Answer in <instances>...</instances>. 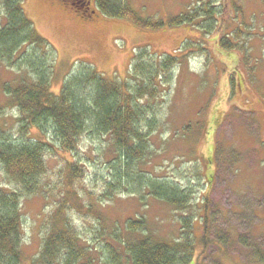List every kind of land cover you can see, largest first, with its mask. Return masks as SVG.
Here are the masks:
<instances>
[{"label":"rangeland","instance_id":"obj_1","mask_svg":"<svg viewBox=\"0 0 264 264\" xmlns=\"http://www.w3.org/2000/svg\"><path fill=\"white\" fill-rule=\"evenodd\" d=\"M125 1L142 17L164 20L165 26L142 28L99 12L79 14L68 0L24 1L36 30L56 49L54 91L85 60L106 79L127 81L134 57L144 50L153 57L180 58L169 71L159 72L157 97L145 105L144 127L155 122L157 130L149 134L141 160L129 166L115 161L109 136L88 131L74 152L84 168L82 178L67 187L64 171L72 155L48 153V171L32 194L8 178L0 163V186L22 193L24 264H32L40 252L62 203L79 236L97 248L98 264H108L105 247L113 231L137 217L144 218L148 234L157 240L174 244L182 236L193 238L189 264H264L263 2ZM207 1L215 19L208 20L202 9ZM196 10L201 17L197 25H168L170 16ZM210 23L215 24L212 31ZM221 39L233 48H223ZM15 77L16 71L0 65V88ZM18 119L17 107L0 94V126L15 140L21 138ZM152 177L189 191V207L176 209L151 195L146 181ZM186 219L191 227H185ZM204 234L207 247L200 240Z\"/></svg>","mask_w":264,"mask_h":264},{"label":"trees","instance_id":"obj_2","mask_svg":"<svg viewBox=\"0 0 264 264\" xmlns=\"http://www.w3.org/2000/svg\"><path fill=\"white\" fill-rule=\"evenodd\" d=\"M24 1L0 0V65L16 71V77L1 86L0 94L8 96L17 107L21 135L19 140L11 138L0 124V163L8 178L15 180L26 194L38 192L39 178L48 171V153L61 150L72 155L66 159L64 171L67 187L72 188L84 172L74 152L88 131L109 136L117 162L126 161L129 166V161L145 157L149 134L157 130L155 122L144 127L149 112L145 105L157 97L159 84L155 79L159 72L169 71L180 58L153 57L144 50L134 57L133 72L127 81L106 79L85 60L65 77L59 91H54L56 49L38 33L26 14ZM74 2L88 6L89 0ZM208 3L202 9L207 12L208 20L215 19L213 7ZM95 4L102 15L129 19L142 28L159 29L166 24L164 20L142 17L125 0H95ZM199 14L196 10L170 16L168 25H197ZM214 26L210 23V30ZM221 44L223 48H233L225 39H221ZM148 57L154 58L152 63L146 62ZM34 132L35 136L30 137ZM146 184L155 198L176 209L189 207V191L155 177ZM67 191L76 196L75 191ZM21 195L17 190L0 186V264H24ZM64 209V203L56 209L53 215L56 226L46 235L32 264H98L94 254L97 248L79 236ZM184 224L191 227V220L186 219ZM207 227L206 224L204 232L208 231ZM182 237L174 244L157 240L148 234L143 217L128 219L124 229L118 227L106 241L108 264H189L195 251L193 238ZM200 240L207 247V234Z\"/></svg>","mask_w":264,"mask_h":264},{"label":"flooded vegetation","instance_id":"obj_3","mask_svg":"<svg viewBox=\"0 0 264 264\" xmlns=\"http://www.w3.org/2000/svg\"><path fill=\"white\" fill-rule=\"evenodd\" d=\"M66 1V0H63ZM69 1V5L73 8V10L79 14H87L88 16H92V10L90 9V7H88L86 4L83 6H79L77 3H75L74 1L72 2V0H68ZM95 15V14H93Z\"/></svg>","mask_w":264,"mask_h":264},{"label":"bare ground","instance_id":"obj_4","mask_svg":"<svg viewBox=\"0 0 264 264\" xmlns=\"http://www.w3.org/2000/svg\"><path fill=\"white\" fill-rule=\"evenodd\" d=\"M53 76H55V71H54V75H53ZM46 154H47V153H46ZM3 188H7V189H9V187H5V186H4Z\"/></svg>","mask_w":264,"mask_h":264}]
</instances>
